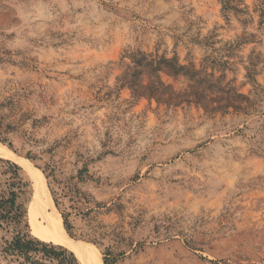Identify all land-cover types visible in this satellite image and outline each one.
<instances>
[{
	"label": "rangeland",
	"instance_id": "obj_1",
	"mask_svg": "<svg viewBox=\"0 0 264 264\" xmlns=\"http://www.w3.org/2000/svg\"><path fill=\"white\" fill-rule=\"evenodd\" d=\"M240 8L0 0V158L24 182L0 264H24L17 232L63 246L33 233L24 164L104 264H264V0Z\"/></svg>",
	"mask_w": 264,
	"mask_h": 264
},
{
	"label": "trees",
	"instance_id": "obj_2",
	"mask_svg": "<svg viewBox=\"0 0 264 264\" xmlns=\"http://www.w3.org/2000/svg\"><path fill=\"white\" fill-rule=\"evenodd\" d=\"M223 10H234L242 12L243 0H220ZM165 66L177 73L181 68L175 66L170 60H163ZM146 66L153 67V62H147ZM159 64L156 65V69ZM154 67V70H155ZM0 163L6 165L2 174L10 173V176L4 177L0 181V226H9L17 224L21 216V209L17 204L19 193L22 192L24 182L21 177V168L10 160L0 158ZM65 228L69 225L64 216ZM6 254L18 256L24 264H78L77 258L72 251L59 245L47 243L37 238L29 236L26 232H17L6 242L4 248ZM106 264V263H105Z\"/></svg>",
	"mask_w": 264,
	"mask_h": 264
},
{
	"label": "bare ground",
	"instance_id": "obj_3",
	"mask_svg": "<svg viewBox=\"0 0 264 264\" xmlns=\"http://www.w3.org/2000/svg\"><path fill=\"white\" fill-rule=\"evenodd\" d=\"M0 156L13 158L12 153L1 143ZM24 166L32 179L34 188L32 201L29 206L33 233L39 238L69 248L82 264H104L99 251L93 244L74 241L67 236L61 217H58L54 212H49L53 206V201L46 194L43 175L40 171L32 170L26 164Z\"/></svg>",
	"mask_w": 264,
	"mask_h": 264
}]
</instances>
